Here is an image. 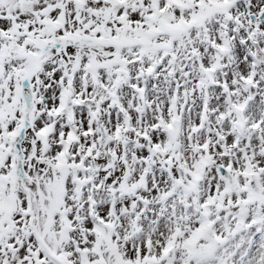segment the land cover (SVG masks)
<instances>
[{
    "label": "snow or ice",
    "instance_id": "1",
    "mask_svg": "<svg viewBox=\"0 0 264 264\" xmlns=\"http://www.w3.org/2000/svg\"><path fill=\"white\" fill-rule=\"evenodd\" d=\"M0 264H264V0H0Z\"/></svg>",
    "mask_w": 264,
    "mask_h": 264
}]
</instances>
